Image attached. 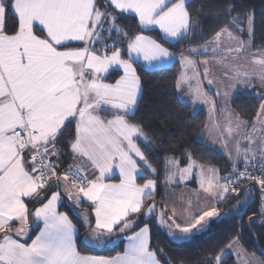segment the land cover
<instances>
[{"label": "snow or ice", "instance_id": "1", "mask_svg": "<svg viewBox=\"0 0 264 264\" xmlns=\"http://www.w3.org/2000/svg\"><path fill=\"white\" fill-rule=\"evenodd\" d=\"M224 21L205 39L189 0H0V264H171L153 243V217L185 240L226 215L220 205L230 196L239 209L254 190L260 206L249 226L253 217L264 223V37L257 46L255 12L237 0H226ZM153 30L159 35L145 34ZM165 45H182L179 55ZM176 63L172 87L193 110L207 106L204 130L226 169L190 152L151 155L142 74ZM237 87L260 89L254 119L229 107ZM161 177L165 187L195 177L197 198L158 211ZM65 200L87 206L77 222L59 210ZM242 238L241 229L204 264H225L229 254L231 264H264ZM121 240L114 256L80 247Z\"/></svg>", "mask_w": 264, "mask_h": 264}, {"label": "trees", "instance_id": "2", "mask_svg": "<svg viewBox=\"0 0 264 264\" xmlns=\"http://www.w3.org/2000/svg\"><path fill=\"white\" fill-rule=\"evenodd\" d=\"M226 0H189L190 8L199 19L201 28L198 34L207 39L217 26L224 24V4ZM247 9L255 12V44L258 46L264 37V0H237ZM219 17V18H217ZM129 27L135 30V22L129 18L124 21ZM8 24H12L11 16ZM147 35L158 36L157 30L146 32ZM245 35L243 38L245 39ZM203 40H197L192 46L199 45ZM183 43V42H182ZM175 54H179L182 45H165ZM179 64L169 65L163 71L147 70L142 74L143 93L139 105V115L146 120L147 129L154 134L156 150L151 153L153 159H159L165 155L175 154L177 157L183 156L185 152H190L199 162L206 165H214L218 169L229 167V160L225 155L210 146L201 133L205 124V113L203 110L193 111L189 103L182 100L172 87V77L179 72ZM118 73L113 72L115 77ZM231 106L241 118L250 120L255 117L259 107V97L243 91L237 92L231 98ZM69 163L71 161H68ZM226 172H221L223 175ZM161 177L157 195L154 197L157 210L165 207L163 198L164 184ZM142 182V181H139ZM250 183V182H249ZM243 187V185H241ZM255 191V190H254ZM253 191V192H254ZM252 192V193H253ZM257 192V191H256ZM251 193V194H252ZM241 201L245 200L242 195ZM150 201L146 202L149 203ZM233 198L230 196L220 209L226 215L215 221L208 231L197 233L190 239L175 243L167 234L155 223L153 217L149 223L152 230V240L156 247L164 250L165 256L171 264H204L206 258L214 255L228 243V238L243 230L242 244L249 254H257L260 259H264V223L256 221L249 226V217L258 212L260 200L252 197L239 209ZM61 206L66 210L70 218L77 222L76 214L71 209L72 205ZM86 205L82 206L86 209ZM142 226V225H141ZM83 231H81V236ZM123 241L118 242V246L96 249L80 245L81 250L92 254L111 255L122 250ZM233 260L229 255L225 264H231Z\"/></svg>", "mask_w": 264, "mask_h": 264}, {"label": "crops", "instance_id": "3", "mask_svg": "<svg viewBox=\"0 0 264 264\" xmlns=\"http://www.w3.org/2000/svg\"><path fill=\"white\" fill-rule=\"evenodd\" d=\"M158 31V30H157ZM204 43V41L202 42V43H200L199 45H202ZM199 45H196V46H199ZM177 56L179 55V54H176ZM204 58H208V59H212V57L210 56V55H208L207 57H200L199 59H204ZM179 71H180V68H179ZM205 86L207 87V85H206V82H205ZM211 91H215V89H211ZM239 91H243V92H246V93H249V94H255V95H257V93L260 91V89L259 88H247V87H237L236 89H235V91L232 93V95H231V97L229 98V101H228V104H229V107L235 112V110L232 108V106H231V103H230V101H231V98L237 93V92H239ZM178 94V96L182 99V100H184V101H186L187 103H189L188 102V100H187V98H185V97H183V96H181L179 93H177ZM258 96V95H257ZM222 99H223V97H219L218 98V102L219 101H222ZM192 110H193V108H192ZM198 110H203L204 111V113H205V124L208 122V120H209V110H208V108H207V106H204V105H198V106H196V108H195V110H193V111H198ZM258 111V110H257ZM236 113V112H235ZM218 119L222 122L223 121V115L222 114H218ZM254 119V118H253ZM205 124H204V126H205ZM204 126H203V129H202V133H201V136H202V138H204L205 139V141L210 145V146H212L215 150H217L218 152H220V153H222L223 155H225L226 156V154H225V152H224V150L218 145V144H216V145H214L213 143H212V141H211V138L207 135V133L205 132V130H204ZM226 158H227V156H226ZM228 159V158H227ZM198 161V160H197ZM199 162V161H198ZM199 163H201V162H199ZM203 164V163H202ZM206 165V164H205ZM208 166H213V165H208ZM216 167V166H215ZM222 175V174H221ZM116 176L118 177V173H116ZM163 181V180H162ZM173 187V188H172ZM199 189V184H198V182H197V179L194 177L193 179H191V180H189V181H179V182H177V183H175V184H172V185H169L168 187H165L164 186V192H163V198H164V200H165V203H167V207L168 208H172V207H175L178 211L182 208V206H181V204H177L176 202H175V199H177V197H181L182 195L183 196H186V197H190V198H197V190ZM165 190H174L173 191V193H165ZM201 195H202V193L200 194V196H199V198L201 199ZM171 197H174V198H172V199H170L169 200V198H171ZM173 199H174V201H173ZM166 200H167V202H166ZM65 203V205L64 206H66V205H72L70 202H68L67 200H65L64 202H63V204ZM63 204H62V206H63ZM71 209L73 210V212L75 213V214H77V212H79V211H83V210H86V209H83V208H80V209H75V208H73V206L71 207ZM60 211H66V210H64V209H61V207H60V209H59ZM160 227V226H159ZM161 229H162V227H160ZM163 230V229H162ZM164 232H165V230H163ZM166 234H167V232H165ZM167 236H168V234H167ZM169 237V236H168ZM126 243V241H123V246H124V244ZM114 245H108L107 247H113ZM123 246H122V250H123ZM122 250H120V251H122ZM120 251H117V252H120ZM82 252L84 253V254H87V255H100V254H90V253H88V252H85L84 250H82ZM117 252H115V253H113V254H111V255H102V256H114V255H116V253Z\"/></svg>", "mask_w": 264, "mask_h": 264}, {"label": "rangeland", "instance_id": "4", "mask_svg": "<svg viewBox=\"0 0 264 264\" xmlns=\"http://www.w3.org/2000/svg\"><path fill=\"white\" fill-rule=\"evenodd\" d=\"M245 39H248V37H246ZM225 174V173H224ZM223 174V175H224ZM179 182V181H178ZM173 188V187H172ZM173 191L174 190H165V193H173ZM257 197L259 200H260V198H259V193L258 192H256V191H254L252 194H251V198L252 197ZM172 198H174V197H171V198H169V200L170 199H172ZM188 199H193V200H195V198H190V197H186V196H181V197H177V199H175V202L179 205V204H181V206H183L184 204H185V202L188 200ZM201 200H203V195H201ZM248 200H250V199H248ZM247 200V201H248ZM173 201H174V199H173ZM166 202H167V200H166ZM223 209V208H222ZM222 209H221V211H222ZM160 209H158V211H159ZM163 230H165V232H167V234H168V230L166 229V228H162ZM169 236V235H168ZM169 238L173 241V242H175V243H180V242H184V241H186V240H188V239H190V238H188V239H185V240H175V239H172L170 236H169ZM249 254V253H248ZM229 255H231L232 256V258L234 259V256L232 255V254H229ZM249 255H254L255 257H257V258H260L257 254H249Z\"/></svg>", "mask_w": 264, "mask_h": 264}, {"label": "built area", "instance_id": "5", "mask_svg": "<svg viewBox=\"0 0 264 264\" xmlns=\"http://www.w3.org/2000/svg\"><path fill=\"white\" fill-rule=\"evenodd\" d=\"M227 173H225L224 175H226Z\"/></svg>", "mask_w": 264, "mask_h": 264}]
</instances>
